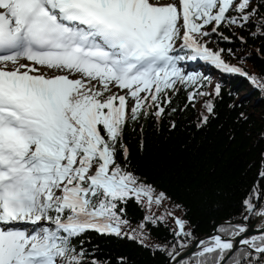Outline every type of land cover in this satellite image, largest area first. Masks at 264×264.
I'll list each match as a JSON object with an SVG mask.
<instances>
[{
    "label": "snow or ice",
    "instance_id": "snow-or-ice-1",
    "mask_svg": "<svg viewBox=\"0 0 264 264\" xmlns=\"http://www.w3.org/2000/svg\"><path fill=\"white\" fill-rule=\"evenodd\" d=\"M221 28L264 37V0H0V264H109L84 247L90 232L165 252L169 264H264V151L239 219L198 238L174 211H151L171 197L137 174L126 143L134 132L143 150L145 123L158 130L181 90L180 111L201 105L198 130L219 117L223 84L188 71L190 62L264 93V75L226 61L231 48L208 47L214 36L231 41ZM247 121L238 111L233 122ZM133 200L149 213L138 234L125 230ZM168 218L172 241L146 244L147 225Z\"/></svg>",
    "mask_w": 264,
    "mask_h": 264
},
{
    "label": "trees",
    "instance_id": "trees-1",
    "mask_svg": "<svg viewBox=\"0 0 264 264\" xmlns=\"http://www.w3.org/2000/svg\"><path fill=\"white\" fill-rule=\"evenodd\" d=\"M220 31L230 36L231 41L214 36L208 47L231 48L236 56H230L225 51L223 56L226 61L239 64L257 76L264 75V37L253 38L249 31L241 29L230 32L227 28H221ZM240 36L245 37V44L238 39ZM239 57L246 58L241 61ZM186 68L210 76L213 85L216 82L223 84V97L217 101L216 109L219 117L212 119L203 130H198L195 122L201 105L196 103L195 108L189 106L180 111L188 103L187 90H181L174 98L173 106L178 111L165 119L158 130L153 121L145 123L143 150L139 147L140 137L134 132L127 134L126 143L137 174L145 177L157 191H164L171 197L164 207L154 205L151 211L160 215L167 207L186 220V227L199 237L210 232L222 219H239L240 202L258 179L264 141L257 140V133L264 130V93L254 88L248 79L222 74L203 61L190 62ZM229 92L233 93L231 97ZM241 98L243 104L240 108H228L229 104ZM238 111L248 116L246 123L233 122ZM171 121L176 122L175 129L169 128ZM135 127L139 129V125ZM230 131L234 133V138H229ZM175 205L181 207L176 208ZM146 214H149L146 209L139 207L134 200L129 201L125 213L129 224L125 230L131 232L136 229L138 234L139 225ZM174 227V221L170 218L166 223L148 224L149 236L145 243L155 245L172 241L171 230ZM86 239L84 247L90 255L93 249H97L95 254L109 264H118L120 257H125L129 264H165L167 258L165 252L142 247L128 238L90 232Z\"/></svg>",
    "mask_w": 264,
    "mask_h": 264
},
{
    "label": "water",
    "instance_id": "water-1",
    "mask_svg": "<svg viewBox=\"0 0 264 264\" xmlns=\"http://www.w3.org/2000/svg\"><path fill=\"white\" fill-rule=\"evenodd\" d=\"M222 220H225V219H222ZM222 220H220L219 222H221ZM258 220L259 219L252 220L251 224L253 225V227L250 228V231L255 232L256 229L259 227V225L257 226ZM213 230H214V228L210 232L200 235L198 238H204V237L208 236L209 234H211L213 232ZM165 264H169L168 258H166Z\"/></svg>",
    "mask_w": 264,
    "mask_h": 264
},
{
    "label": "bare ground",
    "instance_id": "bare-ground-1",
    "mask_svg": "<svg viewBox=\"0 0 264 264\" xmlns=\"http://www.w3.org/2000/svg\"><path fill=\"white\" fill-rule=\"evenodd\" d=\"M259 222H260V220H258L257 226L260 225L261 222L260 223Z\"/></svg>",
    "mask_w": 264,
    "mask_h": 264
}]
</instances>
